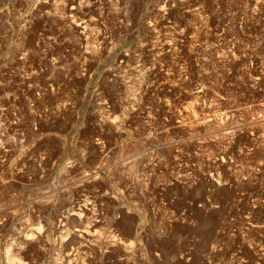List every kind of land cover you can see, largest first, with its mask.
<instances>
[{
	"label": "rangeland",
	"instance_id": "rangeland-1",
	"mask_svg": "<svg viewBox=\"0 0 264 264\" xmlns=\"http://www.w3.org/2000/svg\"><path fill=\"white\" fill-rule=\"evenodd\" d=\"M0 264H264V0H0Z\"/></svg>",
	"mask_w": 264,
	"mask_h": 264
}]
</instances>
